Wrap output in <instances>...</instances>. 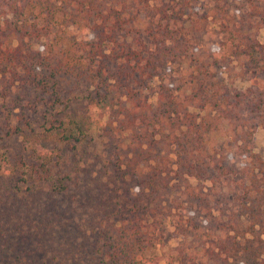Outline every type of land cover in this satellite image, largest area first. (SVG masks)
<instances>
[{
  "label": "trees",
  "instance_id": "1",
  "mask_svg": "<svg viewBox=\"0 0 264 264\" xmlns=\"http://www.w3.org/2000/svg\"><path fill=\"white\" fill-rule=\"evenodd\" d=\"M238 3L0 0V94L14 95L0 131L33 138L0 171V264H264V158L252 141L264 131L254 36L264 0ZM203 30L214 37L198 49L192 34ZM184 58L196 65L176 79L170 65ZM240 60L246 85L236 89L222 75ZM81 98L103 113L104 157L84 150L72 107ZM37 107L42 123L25 113ZM173 178L185 204L176 228L214 235L199 252L155 251ZM228 181L233 211L213 214L209 195L226 202Z\"/></svg>",
  "mask_w": 264,
  "mask_h": 264
},
{
  "label": "rangeland",
  "instance_id": "2",
  "mask_svg": "<svg viewBox=\"0 0 264 264\" xmlns=\"http://www.w3.org/2000/svg\"><path fill=\"white\" fill-rule=\"evenodd\" d=\"M235 5H239V0H231ZM144 18V17H143ZM141 18L142 22H146L148 18H145L143 20ZM210 22L207 25V30H210L209 27H213V25ZM179 25V23L177 24ZM175 27H177L175 25ZM214 31V30H212ZM188 35L189 31L187 32ZM254 36L256 40L260 43H264V26L258 28ZM209 38L208 34H205L204 30L197 31L194 34H192V44L197 46L198 49H203L207 47L213 39V35L210 36ZM195 54L200 55V58H202V53L203 50H197L194 52ZM202 60V59H200ZM195 63H190L188 59H183L180 60V62H176L170 65V70L172 73V76L176 79H179L180 77L186 78L187 74L192 71ZM230 68L226 73L224 72L222 75V78L224 81L230 83L232 87H235L236 89H242L245 85V64L244 60L236 61L230 64ZM157 83L155 80H153L150 84V90L148 91V97L147 100L150 104H154L155 102V91H156V86ZM14 95L10 96L13 97ZM10 97L3 98L0 94V110L3 111V113H6V110H2L3 107H11L12 103L9 102ZM86 99H78L77 102H75L72 107H73V113L74 115H78L79 119H83L84 125L82 126L83 132L85 134L84 139L87 140L89 139V143L84 147L85 152H91L92 150H97L99 155L103 156L104 150H102V145L100 143L99 138L97 137V134L100 132V127L103 124V113L102 111L92 105V104H87ZM24 105V103H22ZM12 114L13 116L11 117L10 121L11 123H14L16 118L14 115L18 112V109L15 107H12ZM4 109V108H3ZM42 107H37V109L33 112H29L28 110H25L26 115H30V118L32 121L35 120V123L38 121L40 123L43 122L42 117L40 116ZM34 125V124H33ZM36 131L37 128H34ZM28 129L24 130L26 137H24L22 134H18L12 137H7L4 136V132L0 131V171L6 172L10 169L9 164L5 160V158L10 157L9 162H11L12 158V152H14L18 147L24 142L28 140H33L31 137L32 134L28 133ZM28 133V134H27ZM218 138L212 137L211 142L213 143L215 140ZM252 141H253V150L261 155L264 158V131L260 126L255 127L254 133L252 135ZM28 143V142H27ZM22 146V145H21ZM30 147H34L36 150L39 148L37 145L32 144ZM104 157V156H103ZM104 160L98 161V163L94 164L95 167H98L99 164L103 163ZM103 180V179H102ZM191 185L197 184L196 181L192 180ZM182 183H176L175 179L173 178L170 182L171 188L165 192L164 200L162 201L161 205H164L163 213L162 215H158V219L160 220V228L159 231L161 233L160 237V242L156 246V253L161 255L162 253H166L170 249L176 247L178 244L184 243L186 247V251L189 253H195L199 252L200 248L202 247V243L207 246L209 245V238L210 240L214 238V235L211 233V236H208V238L204 235L206 231L202 234L200 233V238L197 235L194 234H189L188 232H181V230H178L176 228V220L178 219L177 216L180 213H183L182 207H185V204L183 202V196L179 194V191H181L177 187L178 185L180 186ZM200 185V184H199ZM233 186V183L229 181L223 183V193L226 194V202L225 199L222 197L219 199L217 202L215 201L217 199L216 195L213 196L210 194V206L211 209H213L212 213L215 214L216 212L221 213V214H228L232 210L231 203L227 201V197H230L228 194L230 192L231 187ZM137 188H133L135 190ZM235 210V208H234ZM89 211V210H88ZM159 264H162L160 262Z\"/></svg>",
  "mask_w": 264,
  "mask_h": 264
}]
</instances>
